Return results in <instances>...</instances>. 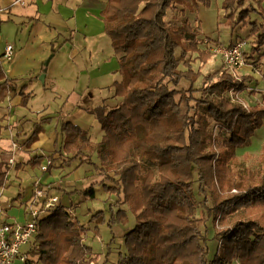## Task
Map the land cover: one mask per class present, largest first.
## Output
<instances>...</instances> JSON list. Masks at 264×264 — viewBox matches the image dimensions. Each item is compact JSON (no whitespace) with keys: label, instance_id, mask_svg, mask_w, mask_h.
<instances>
[{"label":"trees","instance_id":"1","mask_svg":"<svg viewBox=\"0 0 264 264\" xmlns=\"http://www.w3.org/2000/svg\"><path fill=\"white\" fill-rule=\"evenodd\" d=\"M262 1H221L227 22L249 28L246 35L252 37V45L244 38L243 51L249 64L264 58ZM209 4V0H105L100 14L118 62L121 77L112 85L119 100L113 106L87 108L103 131L99 142H92L79 125L63 117L58 120L64 161L98 169L102 189L122 193L134 216V226L123 234L124 252L111 264H264V141L255 169L236 165V149L248 146L262 126L264 105L246 107L228 96H204L231 89L241 93L252 81L251 75L234 77L223 65L200 87L194 86L202 73L193 69L192 60L205 64L212 52L199 48V31L185 14ZM176 6L181 7L182 20L167 21L168 11ZM252 13L259 23L250 18ZM181 79L189 85L181 87ZM26 89L16 78L6 77L0 63V102L16 94L19 105L26 107L32 97ZM197 91L201 95L196 96ZM6 128L0 116V131ZM41 130L34 124L24 144L33 143ZM42 159L37 155L25 164L39 166ZM8 169L9 164L0 160V188ZM194 171L197 192L211 199L214 220L227 224L215 232L220 244L211 258L195 216ZM94 185L78 192L94 198ZM126 219L117 209L107 223ZM89 220L95 222L97 234L104 212H94ZM88 231L76 214L56 204L37 217L24 264L95 263L97 253L84 242Z\"/></svg>","mask_w":264,"mask_h":264},{"label":"crops","instance_id":"2","mask_svg":"<svg viewBox=\"0 0 264 264\" xmlns=\"http://www.w3.org/2000/svg\"><path fill=\"white\" fill-rule=\"evenodd\" d=\"M13 1L0 0V44H3L0 45V63L6 77L16 78L19 85H26V91L31 92L32 97L26 107L19 105L20 97L16 94L7 96L0 102V116L3 123L8 125V128L0 131V160L7 163L8 159L13 160L11 164L8 163L6 183L0 188V217H5L8 208H13L15 214L22 215L23 219L21 221L20 217L7 214L8 221L21 223L29 220L31 217L24 212V208L31 204L39 209L44 198H34L33 191L35 187H41L48 195L58 196V202L62 206L71 208L80 221L89 229H93L95 222L89 220L90 216L96 211L105 212V205L102 206L98 198L102 195L109 201L110 213L120 209L127 215V223H119L124 234L134 226L135 220L127 204L123 202L122 193L114 195L105 192L99 184L103 176L98 169L88 163L78 164L76 160L67 163L64 161L66 155L59 151L62 141V135L58 131L60 118L78 123L88 132L92 142H99L103 131L99 122L86 108H93L102 103L113 106L119 100L113 95L112 85L121 77L117 71L118 62L110 38L104 32L100 14L105 0H26L24 5L13 4ZM221 1L209 0L208 10L215 6L219 17L229 23L230 33L233 34L239 25L247 27L242 23L226 21ZM262 7L264 9V1ZM191 13L188 11L185 14L190 21ZM256 21L259 23L260 18L257 17ZM7 22L13 26L4 27ZM7 27H11L13 32L7 34ZM13 33L15 41L11 43L7 41V37ZM40 36L45 37L47 41H41ZM239 36L242 35L236 33L229 41ZM213 40L206 37L204 44L199 43V48L212 47L213 44L206 43ZM7 45H12L10 59L4 56ZM66 46L70 48L65 53L66 60L61 58L52 64L51 59L41 82L39 75L43 72L44 59L49 51L55 49L52 52L54 58L56 50ZM212 58L216 59L218 56H212L206 65L212 62ZM243 70L250 73L246 69ZM257 75L258 73L252 74V82L256 84L260 81ZM188 85L187 80H180L181 87ZM37 92L42 96L36 104ZM260 104H264V100ZM34 124L40 125L42 130L37 139L27 146L24 141ZM255 131H259L258 137L264 135V118L262 126ZM14 142L18 146L12 150ZM37 155L43 156L39 166L25 164L28 159ZM47 159L51 160V163L46 171H42L40 166ZM92 160L97 162L95 155H92ZM90 184H95L94 198H88L78 192ZM106 184L110 182L106 181ZM113 246L116 244L111 241L109 247ZM105 256L106 254H99L98 261L93 264H111L116 260H109ZM15 264L21 262L16 261Z\"/></svg>","mask_w":264,"mask_h":264},{"label":"rangeland","instance_id":"3","mask_svg":"<svg viewBox=\"0 0 264 264\" xmlns=\"http://www.w3.org/2000/svg\"><path fill=\"white\" fill-rule=\"evenodd\" d=\"M261 6H262V3H261ZM209 7L210 6H208V7L202 6L201 8L196 9V11H193L190 14L191 15L190 17L192 19L191 23L199 31L200 44L203 43V40L206 39V37L210 38L211 40L215 39V41L213 40L211 42L206 43V44H213L212 47H210V48L207 47L206 49L212 52V56L216 55V56H218V58H216V59L212 58V62L209 63V65H206L207 62L205 64H201L197 59L192 60L193 69L202 70V74L198 78V80L196 81L195 85L197 87H200L204 81H207V79H208L207 75L213 74L218 69V68H216V66L220 67L221 65H223L224 69L229 74H231L237 78L239 76H242V75H251L252 80H254L252 74L258 73L257 76L260 77L259 83L256 84L252 81L248 82L246 84L245 90L242 91L241 93L236 92L235 90L231 89V90H227L223 93L222 92L221 93H215V92L214 93H208V92H206V93H204V96L216 97V98L228 96V98L230 100L239 101L246 107L253 105V104L264 105V104H260L264 100V68H262L264 66V58L259 57L256 61H254V63L252 64L254 70L250 71V73H246L243 69L242 70L244 72L242 70L241 71H239V70L231 71L229 69V67L226 65V63L223 59V56L221 54L215 52V50H214V48H216L218 46L232 45L233 42H235L236 40H238L240 38H243L242 40L246 41V39H244L246 37L249 39V40H247V45L249 44L248 46L250 47L252 45V42H251L252 37L246 35L249 28L239 25L238 28H235V32L233 34L235 35L237 33V34L242 35V36L235 37L234 40L232 39L231 41H229V39L232 36H234L232 33H230L229 23L224 22L223 19L221 17H219V15L217 14L218 11H216L217 9H214L215 6H213L212 9L208 10ZM180 8H181L180 6H176L174 9H170L168 11L166 20L169 22L175 21V22L179 23L183 18V15L179 12ZM257 17L258 16L255 13L250 14V18L252 20L253 19L256 20ZM235 24H237V23L235 22ZM8 25L13 26L11 23L7 22L4 25V27H6ZM231 25H233V24L231 23ZM6 32H7V34H10L11 32H13V30L11 29V27H7ZM244 35H246V36H244ZM40 40L43 42L47 41V39L43 36H40ZM216 40H218V42H216ZM7 41H9L11 43H13L15 41L14 40V33H13V35H10L7 37ZM228 41H229V43H228ZM0 45L2 46L3 44L1 43ZM0 50H1V47H0ZM69 50H70V48L68 46L62 47L61 49L56 50V56L54 58L53 57L51 58L52 64H53V62H56L57 60H61V58L63 60H66L65 59V53L68 52ZM51 54H52V52L49 51V53L46 56V58L44 59V61ZM190 56H191V58H194L196 55L191 54ZM219 57H221V58H219ZM48 65H49V63H48ZM48 65L46 66V68L48 67ZM213 78L214 77H212L211 79H213ZM181 85H183V83H181ZM37 94H38V92H37ZM45 94H48V93H45ZM195 95L196 96L201 95V91H197L195 93ZM41 96H42L41 93H39L36 96V104L41 99ZM185 108L186 107L183 106V109H185ZM86 111H87V108H86ZM94 118H95V116H94ZM76 124L79 125L78 123H76ZM79 126L82 127L81 125H79ZM258 134H259V131L254 132V134L250 138V144L248 146L240 147V148L238 147L236 149V155H237L236 165L238 167L248 166L252 169H255L258 166V163H259L258 162V156L260 154V147H261V143L264 141V135H262L261 137H258ZM196 178H197V176H196L195 171H194L193 172L194 193H195V199L197 201V210H196L195 216H196V219L200 225L203 240L206 243V245L208 246V250H209L208 258H211L213 256L216 248H217V241L219 240V238L216 236L215 232L217 229H221L223 227H226L227 224L222 225L217 220H214L215 210L213 209L211 199L209 197L205 198L203 194L197 192ZM102 197L103 196L100 195L98 198H100L99 203L101 205L102 204L105 205V207H104L105 222L102 224H99L97 234L95 232V227H96V225H95V227H93V229L92 228L89 229V231L84 236V241L87 242L93 248L95 253H97V258H96L95 263L99 259L98 258L99 254H102V255L106 254L108 259L112 260V259H116V257L118 256V252L120 250L124 251L125 248H124L123 238H122L123 231L121 230L119 223L125 224L128 221V219H126V222H124V223L115 221V222L111 223L110 225H108L107 220L109 219V216L111 215V213L109 212L110 211L109 210V201H107L105 199V197H103V198ZM115 212H116V210L114 212H112V214H115ZM7 214L10 216H14V217L18 216V217H20L21 221L23 219L22 215L20 216V214H15L14 211L13 212L9 211ZM126 218H127V215H126ZM20 220L18 219V221H20ZM76 220H79L78 215H76ZM111 241H114V243L116 244V246H113V248L109 247ZM26 247H27V245H23L22 249L25 250ZM107 264H109V262H107Z\"/></svg>","mask_w":264,"mask_h":264},{"label":"built area","instance_id":"4","mask_svg":"<svg viewBox=\"0 0 264 264\" xmlns=\"http://www.w3.org/2000/svg\"><path fill=\"white\" fill-rule=\"evenodd\" d=\"M13 4L24 5L26 0H14ZM246 42L242 39H238L229 46H218L214 48L215 52L221 54L226 65L231 71L246 69L249 72L253 71L252 64L245 62L243 57V51L245 49ZM12 55V45L5 47L4 56L10 59ZM17 143H12V150L17 148ZM12 158L8 159V163L11 164ZM51 160L47 159L42 163L40 169L46 171L50 165ZM34 198L43 197L44 200L41 202L40 207H33L31 204L24 208V212L30 215V219L25 222H10L5 217H0V264H15L16 261L24 264L25 253L22 249L23 245H27L28 242L36 234V219L38 216L46 213L49 209L53 208L58 204V196L48 195L47 191L41 187H35L33 191ZM72 215L74 211L68 208ZM13 212V208H8V211ZM15 213V212H14ZM1 214V210H0ZM220 241H217V247Z\"/></svg>","mask_w":264,"mask_h":264},{"label":"water","instance_id":"5","mask_svg":"<svg viewBox=\"0 0 264 264\" xmlns=\"http://www.w3.org/2000/svg\"><path fill=\"white\" fill-rule=\"evenodd\" d=\"M51 57H52V54L44 61V69H43V72L39 75V79L41 80V82H43V80H44L45 69H46V66L48 65Z\"/></svg>","mask_w":264,"mask_h":264}]
</instances>
